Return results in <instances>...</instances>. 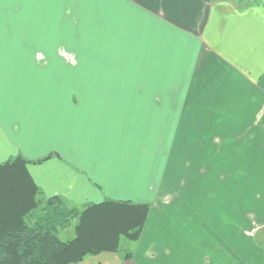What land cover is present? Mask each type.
Masks as SVG:
<instances>
[{"label":"crops","instance_id":"1","mask_svg":"<svg viewBox=\"0 0 264 264\" xmlns=\"http://www.w3.org/2000/svg\"><path fill=\"white\" fill-rule=\"evenodd\" d=\"M11 1L0 0V165L28 161L10 173L19 187L14 193L31 194L22 205L33 208L53 197L78 209L108 199L146 203L152 208L148 224L167 220L174 206L193 208L202 223L218 208L230 211L218 202L215 213L200 209L183 195L187 184L169 178L174 169L189 167L181 164L188 139H202L200 149L204 139L211 147L223 142L218 154L248 139L249 158L255 151L261 159L264 0H169L166 19L158 15L161 0H142L143 6L109 0V10H116L112 23L139 50L125 57L119 47L116 58L103 57L100 75L66 71L60 59L13 55L7 39L13 41L20 25L26 37L28 26L27 12L10 11ZM20 32L23 42L22 26ZM177 79L189 83L180 88ZM167 191L180 198H158ZM181 253L139 248L129 261L102 253L79 264H180Z\"/></svg>","mask_w":264,"mask_h":264},{"label":"rangeland","instance_id":"2","mask_svg":"<svg viewBox=\"0 0 264 264\" xmlns=\"http://www.w3.org/2000/svg\"><path fill=\"white\" fill-rule=\"evenodd\" d=\"M107 5H110L109 0H12L8 8L11 7L10 11L14 12L18 10L23 17L27 12L28 29L25 37L24 26L20 25L14 29L13 41L7 39V43L13 44V55L42 56L55 61L60 59L67 63L66 67L61 64L66 71L70 67V70L91 71L100 75L104 70L101 62L103 57L116 58L119 47V55L125 57L139 50L134 46V40L127 39V33H121L119 24L112 23L111 20L116 19V10H109ZM17 23L19 25L21 22ZM188 83L175 80L180 88ZM176 107L173 106L174 109ZM176 114L174 111L173 126L176 124ZM260 120L264 121V117ZM201 140L188 139L185 150L187 160L182 158L181 164L187 161L189 167L181 171L174 169L169 180L173 184H187L183 195L200 209L215 213L213 203L218 202L230 205V211L227 207L218 208L217 216L211 214L202 223L192 216L193 208L180 211L175 210L174 206L167 220L162 223L155 220L148 224L152 211L148 204L150 212L140 238L136 241L121 239L118 254L123 259L129 254L132 258L139 248L144 251L154 247L158 251L179 249L183 252L180 254L182 256L176 257L180 264H264V152H260L262 155L258 160L254 151L250 159L249 153L244 150L245 140L248 139H243L230 152L226 148L218 154L225 147L223 142L211 147L209 140L204 139L205 149H200ZM244 174L253 176L248 178ZM247 179L253 181L249 183ZM166 194L173 203L179 197L178 193L167 191L158 198L163 201ZM84 209L79 208L80 211ZM222 219H225V224L220 223ZM77 223L74 220L71 227L59 231L61 240L75 237ZM241 227L243 230L239 231ZM221 248V254H215L214 251ZM225 254L226 262L222 261ZM131 258L124 260L129 261Z\"/></svg>","mask_w":264,"mask_h":264},{"label":"trees","instance_id":"3","mask_svg":"<svg viewBox=\"0 0 264 264\" xmlns=\"http://www.w3.org/2000/svg\"><path fill=\"white\" fill-rule=\"evenodd\" d=\"M26 163L20 157L0 165V264H79L90 256L118 253L122 238H140L150 212L145 203L106 200L80 211L53 197L43 205L34 202L33 208L22 205L31 194L14 193L19 187L10 173ZM74 220L75 237L61 240L59 231Z\"/></svg>","mask_w":264,"mask_h":264},{"label":"snow or ice","instance_id":"4","mask_svg":"<svg viewBox=\"0 0 264 264\" xmlns=\"http://www.w3.org/2000/svg\"><path fill=\"white\" fill-rule=\"evenodd\" d=\"M135 2L138 3V4H141V6H143L142 0H135ZM168 2H169V0H161V4H162L161 12L158 14L161 19H166L167 18V16H166V6H167ZM176 26L180 27L179 24H177Z\"/></svg>","mask_w":264,"mask_h":264}]
</instances>
